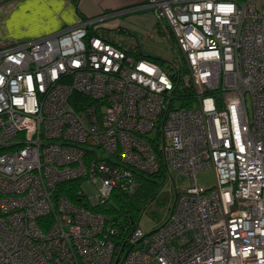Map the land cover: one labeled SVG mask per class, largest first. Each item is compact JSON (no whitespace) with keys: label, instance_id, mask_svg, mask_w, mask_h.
<instances>
[{"label":"built area","instance_id":"built-area-1","mask_svg":"<svg viewBox=\"0 0 264 264\" xmlns=\"http://www.w3.org/2000/svg\"><path fill=\"white\" fill-rule=\"evenodd\" d=\"M144 8L178 44L190 108L171 106L159 65L90 36L97 18L0 47V264H264V9ZM163 162L191 186L158 228L135 227L118 248L103 207ZM207 169L210 189L197 180Z\"/></svg>","mask_w":264,"mask_h":264},{"label":"crops","instance_id":"crops-1","mask_svg":"<svg viewBox=\"0 0 264 264\" xmlns=\"http://www.w3.org/2000/svg\"><path fill=\"white\" fill-rule=\"evenodd\" d=\"M147 1L0 0V47L32 42L73 27L81 20L97 18L101 30L126 37L115 41L132 49L136 44L127 46V40L139 42L129 36L131 31L141 37L149 36L157 26L153 11L144 8ZM257 4L264 9V0H257Z\"/></svg>","mask_w":264,"mask_h":264},{"label":"trees","instance_id":"trees-1","mask_svg":"<svg viewBox=\"0 0 264 264\" xmlns=\"http://www.w3.org/2000/svg\"><path fill=\"white\" fill-rule=\"evenodd\" d=\"M159 25L161 24L158 23L157 26ZM89 35L101 37L114 45L120 46L110 35L109 31L101 30L99 27L96 29L91 28ZM171 36L174 38L172 31ZM121 47L123 48V46ZM125 50L138 60H150L161 68L163 66V60L138 53L137 47ZM168 70L169 71H164L172 78L175 88V102L173 101L171 106L174 107L177 105V102H179V105L177 106L192 107L195 101V92L187 67L184 64L180 66L170 64ZM75 97L77 98L79 96L75 95ZM82 97L83 96H80V98ZM168 175L169 170L163 162L157 173L151 175L139 174V187L134 191L115 193L112 199L103 207L101 212L104 214L106 222L110 227L117 230L118 248L124 245L133 229L139 226L144 215H149L155 220L160 219V211L169 206L171 196H169L165 190L166 184L169 180ZM170 194L173 195V201L168 208V213L171 210V205L174 203L178 193L175 191Z\"/></svg>","mask_w":264,"mask_h":264},{"label":"rangeland","instance_id":"rangeland-1","mask_svg":"<svg viewBox=\"0 0 264 264\" xmlns=\"http://www.w3.org/2000/svg\"><path fill=\"white\" fill-rule=\"evenodd\" d=\"M155 17V15H154ZM156 19V17H155ZM157 21V24L161 25L155 26V29L150 32L149 36H140L135 31H131L129 36H132L134 39L138 38V43L133 40H127V46H137V52L141 53L145 56H150L153 58H157L163 60L162 69L165 71H169L168 68L170 64H174L176 66H180L184 64L182 54L178 49V44L176 40L171 36V30L168 27L166 22L162 23ZM114 36L115 40H123L126 37H122V35H118L116 33H111ZM130 41V42H129ZM179 105V102H177ZM249 107H251V103L249 102ZM197 180L199 185L203 186L206 189H210L215 186V174L213 169L203 170L197 173ZM191 186V178L188 175H184L178 172H171L169 176V180L166 184L165 190L170 197V204L173 201V193L175 191L184 192ZM85 193L87 196L93 195V189L87 185H83ZM169 204V206H170ZM160 211V219H152L149 215H144L142 220L139 223V227L144 232L154 231L167 217L168 208Z\"/></svg>","mask_w":264,"mask_h":264}]
</instances>
